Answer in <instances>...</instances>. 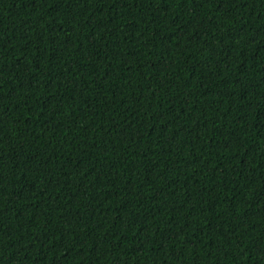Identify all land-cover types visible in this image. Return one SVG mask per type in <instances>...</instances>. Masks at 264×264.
<instances>
[{
	"label": "trees",
	"instance_id": "1",
	"mask_svg": "<svg viewBox=\"0 0 264 264\" xmlns=\"http://www.w3.org/2000/svg\"><path fill=\"white\" fill-rule=\"evenodd\" d=\"M261 194L264 0H0V264H264Z\"/></svg>",
	"mask_w": 264,
	"mask_h": 264
},
{
	"label": "snow or ice",
	"instance_id": "2",
	"mask_svg": "<svg viewBox=\"0 0 264 264\" xmlns=\"http://www.w3.org/2000/svg\"><path fill=\"white\" fill-rule=\"evenodd\" d=\"M261 198L264 199V194H261ZM257 203H259V201H257ZM262 243H264V241H262Z\"/></svg>",
	"mask_w": 264,
	"mask_h": 264
}]
</instances>
